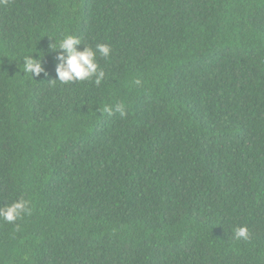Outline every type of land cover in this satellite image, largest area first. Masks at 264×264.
<instances>
[{
  "label": "trees",
  "instance_id": "1",
  "mask_svg": "<svg viewBox=\"0 0 264 264\" xmlns=\"http://www.w3.org/2000/svg\"><path fill=\"white\" fill-rule=\"evenodd\" d=\"M65 33L111 48L100 85L52 82ZM21 196L0 264H264V0H0V206Z\"/></svg>",
  "mask_w": 264,
  "mask_h": 264
},
{
  "label": "clouds",
  "instance_id": "2",
  "mask_svg": "<svg viewBox=\"0 0 264 264\" xmlns=\"http://www.w3.org/2000/svg\"><path fill=\"white\" fill-rule=\"evenodd\" d=\"M50 45L52 53L55 54L56 80L61 84H70L77 81H93L100 85L105 77L104 70L97 63V55L108 58L111 48L104 43H97L95 48L86 46L81 39L70 33L63 34L59 39ZM80 46H83L82 48ZM23 72L31 79L48 75L44 67L43 58H34L33 55H26L23 58ZM51 82V83H52ZM115 110L125 115L122 104H117ZM111 114V109H108ZM30 214V201L21 196L11 204L0 206V220L10 224H16L23 216ZM250 236L249 228L238 226L233 228V237L236 240L247 241Z\"/></svg>",
  "mask_w": 264,
  "mask_h": 264
}]
</instances>
